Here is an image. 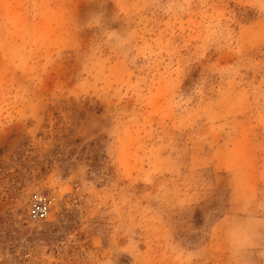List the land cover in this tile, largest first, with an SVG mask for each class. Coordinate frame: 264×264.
I'll return each mask as SVG.
<instances>
[{
    "label": "rangeland",
    "instance_id": "374dc122",
    "mask_svg": "<svg viewBox=\"0 0 264 264\" xmlns=\"http://www.w3.org/2000/svg\"><path fill=\"white\" fill-rule=\"evenodd\" d=\"M0 264H264V0H0Z\"/></svg>",
    "mask_w": 264,
    "mask_h": 264
},
{
    "label": "built area",
    "instance_id": "2783aa9c",
    "mask_svg": "<svg viewBox=\"0 0 264 264\" xmlns=\"http://www.w3.org/2000/svg\"><path fill=\"white\" fill-rule=\"evenodd\" d=\"M47 213H48V207L45 206L44 208L41 209V214L47 215Z\"/></svg>",
    "mask_w": 264,
    "mask_h": 264
}]
</instances>
